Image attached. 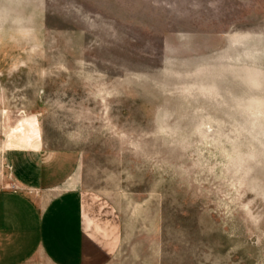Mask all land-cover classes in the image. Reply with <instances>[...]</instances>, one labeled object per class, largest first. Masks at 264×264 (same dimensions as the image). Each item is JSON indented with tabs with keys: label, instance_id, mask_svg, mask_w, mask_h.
<instances>
[{
	"label": "rangeland",
	"instance_id": "1",
	"mask_svg": "<svg viewBox=\"0 0 264 264\" xmlns=\"http://www.w3.org/2000/svg\"><path fill=\"white\" fill-rule=\"evenodd\" d=\"M40 148L93 264H264V0H0V190Z\"/></svg>",
	"mask_w": 264,
	"mask_h": 264
},
{
	"label": "crops",
	"instance_id": "2",
	"mask_svg": "<svg viewBox=\"0 0 264 264\" xmlns=\"http://www.w3.org/2000/svg\"><path fill=\"white\" fill-rule=\"evenodd\" d=\"M5 164L26 189L0 190V264H93L91 216L84 210L79 166L70 154L43 149H10Z\"/></svg>",
	"mask_w": 264,
	"mask_h": 264
},
{
	"label": "built area",
	"instance_id": "3",
	"mask_svg": "<svg viewBox=\"0 0 264 264\" xmlns=\"http://www.w3.org/2000/svg\"><path fill=\"white\" fill-rule=\"evenodd\" d=\"M17 189V186H15L14 184H11V186L9 187L10 191H18Z\"/></svg>",
	"mask_w": 264,
	"mask_h": 264
}]
</instances>
